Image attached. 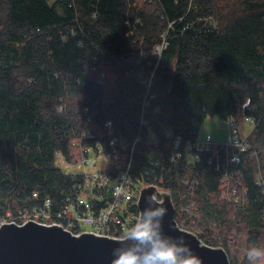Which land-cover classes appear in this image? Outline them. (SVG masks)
I'll list each match as a JSON object with an SVG mask.
<instances>
[{"label": "trees", "instance_id": "obj_1", "mask_svg": "<svg viewBox=\"0 0 264 264\" xmlns=\"http://www.w3.org/2000/svg\"><path fill=\"white\" fill-rule=\"evenodd\" d=\"M212 115L253 126L189 161L173 140L199 141ZM58 154H108L111 178L129 166L171 192L180 227L248 264L264 247V0H0V222L75 197L83 173Z\"/></svg>", "mask_w": 264, "mask_h": 264}, {"label": "built area", "instance_id": "obj_2", "mask_svg": "<svg viewBox=\"0 0 264 264\" xmlns=\"http://www.w3.org/2000/svg\"><path fill=\"white\" fill-rule=\"evenodd\" d=\"M161 35L162 41L153 49V55L157 57V60L168 45L165 33ZM110 124V121L106 122L107 126ZM229 126L230 136L225 145L241 144L238 138V128L232 122ZM89 133L88 121H85L83 134ZM173 142L175 148L182 146L183 153L189 161L198 159V149H209L217 143L210 134L200 141L182 140L178 137ZM179 155V148L175 149L171 159L174 161ZM58 156L62 158L60 154ZM99 157L109 162L108 154H101ZM91 159V157H84L78 165V168H82L80 172L83 173V179L75 197L57 210H53L51 200L46 198L41 206L31 211H24L18 218L23 221L33 219L48 224L59 223L74 233L89 231L96 234L120 236L136 218L137 213L133 208L136 207L140 181L131 174L129 166L115 178H111L101 169L88 168ZM118 191H122L119 196L116 195ZM18 218H12L9 221H16Z\"/></svg>", "mask_w": 264, "mask_h": 264}, {"label": "water", "instance_id": "obj_3", "mask_svg": "<svg viewBox=\"0 0 264 264\" xmlns=\"http://www.w3.org/2000/svg\"><path fill=\"white\" fill-rule=\"evenodd\" d=\"M146 184L149 183H141L139 189ZM149 185L168 193L165 194L168 212L164 218L167 233L174 237L183 235L201 258L202 264H229L224 248L208 245L195 233L178 225L174 219V205L169 190L155 184ZM153 190L149 188L145 191ZM118 237L89 231L74 233L59 223L48 224L33 219L1 221L0 264H110Z\"/></svg>", "mask_w": 264, "mask_h": 264}, {"label": "clouds", "instance_id": "obj_4", "mask_svg": "<svg viewBox=\"0 0 264 264\" xmlns=\"http://www.w3.org/2000/svg\"><path fill=\"white\" fill-rule=\"evenodd\" d=\"M149 188L154 190L145 191ZM121 194L122 191L116 193ZM165 194L168 195L149 184L140 187L136 218L117 238L110 264H202L183 235L174 237L165 231ZM244 256L248 264H264V247L250 246L244 250Z\"/></svg>", "mask_w": 264, "mask_h": 264}, {"label": "rangeland", "instance_id": "obj_5", "mask_svg": "<svg viewBox=\"0 0 264 264\" xmlns=\"http://www.w3.org/2000/svg\"><path fill=\"white\" fill-rule=\"evenodd\" d=\"M252 122L251 121H244L241 125L238 127L239 136L241 138H245L249 132L252 129ZM207 134L212 135L214 140L217 142H225L229 136H230V129H229V123L225 121H221L217 115L208 116L202 126L200 127L198 131V138L199 141L202 140ZM91 161L89 162L88 168L91 169H105L107 162L102 157H91ZM82 160H80L77 164L71 165L66 163L62 158L59 156L57 157L56 164L60 166L64 171L66 172H80L82 171V168H78V165L80 164Z\"/></svg>", "mask_w": 264, "mask_h": 264}, {"label": "bare ground", "instance_id": "obj_6", "mask_svg": "<svg viewBox=\"0 0 264 264\" xmlns=\"http://www.w3.org/2000/svg\"><path fill=\"white\" fill-rule=\"evenodd\" d=\"M33 209H35V208H32V209H26V210H24V211H31V210H33ZM22 210H20L19 212H21ZM19 212H18V214H19Z\"/></svg>", "mask_w": 264, "mask_h": 264}, {"label": "crops", "instance_id": "obj_7", "mask_svg": "<svg viewBox=\"0 0 264 264\" xmlns=\"http://www.w3.org/2000/svg\"><path fill=\"white\" fill-rule=\"evenodd\" d=\"M199 139V138H198Z\"/></svg>", "mask_w": 264, "mask_h": 264}]
</instances>
